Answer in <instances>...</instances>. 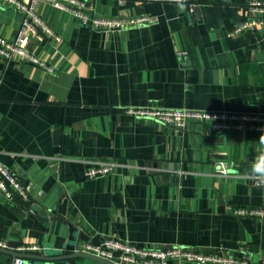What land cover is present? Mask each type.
<instances>
[{
  "label": "crops",
  "instance_id": "obj_1",
  "mask_svg": "<svg viewBox=\"0 0 264 264\" xmlns=\"http://www.w3.org/2000/svg\"><path fill=\"white\" fill-rule=\"evenodd\" d=\"M82 1L101 18L157 21L105 32L37 5L60 41L32 40L27 50L53 72L0 60V162L25 185L29 210L59 216L65 201L66 216L90 237L201 254L246 250L264 264V218L233 213L264 209V183L250 174L259 137L215 133L198 120L180 131L126 114L147 107L264 114V28L226 37L246 19L250 0ZM21 19L0 0V37L13 40ZM97 162L117 167L86 178ZM219 162L231 166L229 176L216 175ZM21 235L15 251L62 248L68 240L63 224L42 223L0 193V241L7 246ZM7 259L0 253V264Z\"/></svg>",
  "mask_w": 264,
  "mask_h": 264
},
{
  "label": "built area",
  "instance_id": "obj_2",
  "mask_svg": "<svg viewBox=\"0 0 264 264\" xmlns=\"http://www.w3.org/2000/svg\"><path fill=\"white\" fill-rule=\"evenodd\" d=\"M22 15L21 25L16 37L5 40L0 37V60L8 66L14 58L30 63L46 73H52L53 67L28 52L27 45L32 41L41 43L46 37L59 42L48 25L37 13V5L46 3L51 8L68 12L80 26H88L93 30L112 32L117 30L138 28L154 24L157 20L152 16L101 18L91 13L90 8L82 0H2ZM181 2V0H152ZM264 0H250L247 4V17L226 32L229 39L237 38L247 33H256L264 28ZM264 42V29L262 30ZM126 114L138 119L152 120L165 127L184 131L191 120L204 121L207 130L215 133L231 131L247 132L260 136L264 131V114H248L228 111H200L182 109H167L158 107L129 108ZM117 165L114 162H97L89 167L84 176L89 179L112 174ZM231 166L219 162L216 175L229 176ZM151 170V169H148ZM0 193L8 203L27 201L28 195L25 185L17 175L0 162ZM240 217L264 218V209H240L233 212ZM6 243L0 241V248L5 249ZM38 246L22 248L23 252L38 251ZM81 252L113 264H258L251 260L246 250L241 256L223 253L201 254L191 248L172 246L168 249H153L140 246L121 238L106 237L99 245L84 243ZM10 264H25L24 259L14 258Z\"/></svg>",
  "mask_w": 264,
  "mask_h": 264
},
{
  "label": "water",
  "instance_id": "obj_3",
  "mask_svg": "<svg viewBox=\"0 0 264 264\" xmlns=\"http://www.w3.org/2000/svg\"><path fill=\"white\" fill-rule=\"evenodd\" d=\"M194 12L197 18H199V8H194ZM25 208H28L29 214L42 223L47 221H57L63 224L68 231V240L65 246L62 248H49L43 247L34 252H21L15 251L22 245V235L17 241H10L7 244V248L1 249L0 253L8 256L7 262L11 263L14 258H22L25 264H77L81 260H96L104 262L105 264H113L93 256L84 254L81 252V245L84 243H90L92 245H99L101 242L98 235L90 237L86 232L79 229L77 223L71 221L70 216H66V202L61 205L60 211H57L59 216H52L50 218H42L33 210H29V205L26 201L19 200ZM222 203V201H219ZM54 213V212H52ZM22 229L25 228L27 222L25 220L21 223Z\"/></svg>",
  "mask_w": 264,
  "mask_h": 264
},
{
  "label": "clouds",
  "instance_id": "obj_4",
  "mask_svg": "<svg viewBox=\"0 0 264 264\" xmlns=\"http://www.w3.org/2000/svg\"><path fill=\"white\" fill-rule=\"evenodd\" d=\"M258 140L261 145V151L254 156L250 174L260 183H264V131H262Z\"/></svg>",
  "mask_w": 264,
  "mask_h": 264
},
{
  "label": "trees",
  "instance_id": "obj_5",
  "mask_svg": "<svg viewBox=\"0 0 264 264\" xmlns=\"http://www.w3.org/2000/svg\"><path fill=\"white\" fill-rule=\"evenodd\" d=\"M18 201V200H17Z\"/></svg>",
  "mask_w": 264,
  "mask_h": 264
}]
</instances>
